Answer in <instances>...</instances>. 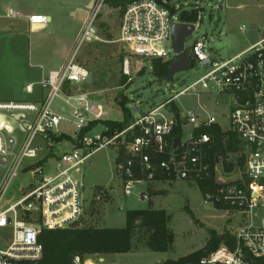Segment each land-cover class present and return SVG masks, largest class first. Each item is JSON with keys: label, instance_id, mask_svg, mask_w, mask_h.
<instances>
[{"label": "built area", "instance_id": "obj_1", "mask_svg": "<svg viewBox=\"0 0 264 264\" xmlns=\"http://www.w3.org/2000/svg\"><path fill=\"white\" fill-rule=\"evenodd\" d=\"M228 1L132 0L125 9L118 39L130 54L122 62L127 83L146 70L150 60L176 58L172 52L174 24L192 25L191 36L208 14L228 7ZM105 2L94 0L95 14ZM7 16L21 17L23 13L9 8ZM28 20L31 25H43L50 18L32 13ZM91 24L92 18L80 33V45L95 37ZM240 31L246 32V26ZM185 41L190 69L199 66L208 71L178 91L172 88L159 105L142 111L136 103L132 106L136 116L122 129L104 123L109 120L106 106L92 92L67 89L68 84L92 83L88 81L90 71L77 62L74 52L62 67L42 79L44 97L39 102L0 100V158L11 156L6 164L0 162L5 167L0 174V264H42L44 246L39 234L43 229L82 226L88 202L113 204L117 188L107 186L90 195L83 175L94 153L108 147L116 151L115 177L123 198L136 186L149 189L161 180L198 183L214 179L215 187L204 194V201L207 208L225 212L231 222L225 231L229 237L224 233L215 250L188 264H264V31L229 58L212 56L206 34L193 42L189 52ZM203 93L224 98L229 106L221 115L224 122L214 114L172 107L182 96ZM67 107L70 118L64 116ZM63 121L73 125V141L56 139L65 134L60 129ZM215 125L225 139L233 135L239 140L228 151L236 155L233 161L226 160L222 152L210 153ZM177 128L179 136L174 135ZM176 139L179 142L174 146ZM20 175L27 176L26 184L16 191L23 193L13 192L14 200L7 204L5 197ZM95 255L76 253L71 264L105 262Z\"/></svg>", "mask_w": 264, "mask_h": 264}, {"label": "rangeland", "instance_id": "obj_2", "mask_svg": "<svg viewBox=\"0 0 264 264\" xmlns=\"http://www.w3.org/2000/svg\"><path fill=\"white\" fill-rule=\"evenodd\" d=\"M6 2L10 1L0 0V14L4 13L2 5ZM33 3L37 5L42 3L44 6L47 4L50 10H53V14L59 15L58 18L53 16L49 28L51 34H60L59 36L68 38L69 40H64V45L72 47V52L77 54L78 61L87 62L98 75L92 84L78 86L75 91H89L100 98L99 101L106 106V118L109 120L122 121L123 119V107L117 102L119 93L127 96L126 106L132 110V116L135 117L136 113L132 106L136 103H140L142 111L159 105L171 95L172 88L178 91L208 71V67L195 66L175 73L173 82L164 80L160 83L153 76L151 65L148 63L142 75L134 73V79L131 82L120 85V79L124 74L122 57L130 55L118 41L125 11L122 13L121 9L105 3L95 14L94 0H33ZM90 3H92L91 8H89ZM88 14L89 19L92 18L91 27L94 29L95 37L80 45L79 37L76 39V33L81 28L84 16ZM242 25L246 26L244 33L240 31ZM263 31L264 0H229L228 7L215 10L203 19L200 30L186 39L185 48L189 52L193 42L206 34L214 52L212 56L215 59L229 58L254 42ZM30 35L31 37L46 36V33H30ZM52 37L48 38L50 39L48 45L52 43V40L54 41L55 36ZM172 52L175 54L174 50ZM9 53L6 46L3 48L0 45L1 61L7 59ZM120 98L118 97L119 102ZM223 100L224 98L218 94L203 93L199 97L182 96L176 100L175 104L181 111L192 109L201 113L214 114L221 122H224L221 115L222 112L229 110V106ZM64 116L71 117L69 107L65 109ZM60 129L70 136L76 134L69 121H63ZM224 155L226 160L233 161L236 158V155L228 151ZM116 157L115 149L104 148L94 153L90 159L92 164L84 166V183L90 195L95 190L99 191L100 188L106 189L107 186L117 188L118 193L114 195L113 204L106 201L98 204L88 202L83 225L123 227L128 210L148 207L166 209L171 216L168 226L175 235L173 246L167 252H156L142 245L127 253L83 255L97 254L105 261L100 264H164L166 259H178L204 247L211 230H215L217 234H224L226 228L231 225L225 212L206 207L204 194L197 183L183 180L165 183L157 181L149 189L146 185L136 186L131 195L121 197L122 186L119 179L115 177ZM4 171L5 167L0 164V174ZM26 181L25 175L15 179L5 197L7 204L14 200L13 192H16L20 185H25ZM143 192L147 193V198L144 200L141 199ZM16 193L19 196L23 191ZM118 206H123L124 209L119 210Z\"/></svg>", "mask_w": 264, "mask_h": 264}, {"label": "trees", "instance_id": "obj_3", "mask_svg": "<svg viewBox=\"0 0 264 264\" xmlns=\"http://www.w3.org/2000/svg\"><path fill=\"white\" fill-rule=\"evenodd\" d=\"M132 0H106L105 3L121 9L123 13L127 5ZM122 57V62H123ZM77 62L85 66L92 74V83L97 79L92 67L87 62ZM174 60V59H173ZM173 60L165 61L162 58H154L150 60L152 74L157 79L164 78L168 75V69ZM145 72L143 68L140 75ZM127 82V76L123 74L120 79V85ZM91 83V84H92ZM89 85V84H88ZM67 89L75 91L78 86L67 85ZM120 98V102L118 101ZM119 105L123 107L122 121L107 120L104 123L109 124L113 129H122L128 126L132 121V111L126 105L128 98L122 93L117 96ZM173 109L177 110L175 103L172 104ZM91 127L89 124L88 128ZM215 132V143L210 153H225L226 151H233L238 145L239 140L230 135L224 138L221 134L219 126L215 125L211 129ZM203 131H210L204 129ZM179 129H175L174 135L179 136ZM57 140L73 141L70 135L62 134L56 138ZM243 164V161L240 160ZM229 169L233 168L232 164H228ZM205 194L207 191L215 187L214 179L199 180L197 183ZM170 214L166 209H158L153 207L143 209L128 210L126 213V223L123 227H97V226H76L62 229H43L39 234V241L44 246V253L42 264H71L74 254H93L98 253L102 255L127 253L134 248H139L142 245L156 252L169 251L174 243V232L169 228ZM226 239L229 237L227 232H224ZM139 234V236H138ZM215 230H211L210 237L199 250L190 254L179 257L178 259H166L164 264H188L198 262L199 259L211 251L215 250L222 242L220 236ZM225 239V240H226Z\"/></svg>", "mask_w": 264, "mask_h": 264}, {"label": "crops", "instance_id": "obj_4", "mask_svg": "<svg viewBox=\"0 0 264 264\" xmlns=\"http://www.w3.org/2000/svg\"><path fill=\"white\" fill-rule=\"evenodd\" d=\"M9 1L2 5L4 13L0 14V45L3 48L6 46L10 52L7 59L4 61L0 59V100L39 102L44 97L42 79L50 71L59 69L65 64L72 54V47L64 45V40L68 38L59 36L60 34H51L49 28L53 16L58 18L59 15L53 14L49 5L44 6L43 1L41 5L34 4L33 0ZM91 6L92 3L89 8ZM9 8L22 12L23 16L8 17ZM32 13L45 14L50 20L43 25H31L28 15ZM88 19L89 14L84 16L81 28L76 33V39ZM42 32L46 33V36L40 35L35 38L30 35V33ZM52 36H55L54 41L52 40L48 45L50 40L48 38H53Z\"/></svg>", "mask_w": 264, "mask_h": 264}, {"label": "water", "instance_id": "obj_5", "mask_svg": "<svg viewBox=\"0 0 264 264\" xmlns=\"http://www.w3.org/2000/svg\"><path fill=\"white\" fill-rule=\"evenodd\" d=\"M192 31H193L192 25L174 24L173 36H172V48L174 52L176 53V58L171 62L169 66L168 75L164 78L158 79V82L162 83L164 80L173 81L175 73L179 71L188 70L191 68V65H192L191 59L184 52V41L192 33ZM91 80H92V74L89 73L88 81L91 82ZM171 109L172 108L170 106L169 110ZM177 115L178 114H176V116ZM19 117L20 115H16V118H19ZM12 142H13V139L10 138L8 141L9 148H11ZM178 142H179V139H176L174 146H177ZM10 157H11L10 155L6 157H1L0 162H2L3 164H6L10 160ZM146 198H147V193L146 192L141 193V199L144 200ZM223 238H224V235L220 236L221 240Z\"/></svg>", "mask_w": 264, "mask_h": 264}]
</instances>
